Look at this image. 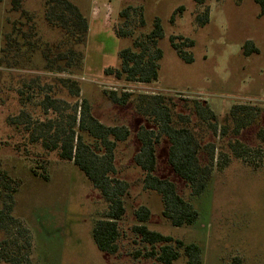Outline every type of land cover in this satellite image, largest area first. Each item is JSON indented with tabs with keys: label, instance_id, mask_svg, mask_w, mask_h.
Returning <instances> with one entry per match:
<instances>
[{
	"label": "rangeland",
	"instance_id": "rangeland-1",
	"mask_svg": "<svg viewBox=\"0 0 264 264\" xmlns=\"http://www.w3.org/2000/svg\"><path fill=\"white\" fill-rule=\"evenodd\" d=\"M23 1L33 21L14 12L11 0H0V171L20 180L14 202V217L20 224L0 235V240L18 242L9 251L16 253L20 247L21 257L29 264H153L129 257L130 242L120 256L100 252L92 232L107 208L101 194L73 163L61 161L56 153L45 154L33 147L25 152L29 134L8 123L10 118L26 120L22 110L33 122H56L86 100L103 125L126 127L131 132L118 145L115 159L118 176L130 185L127 213L121 222L126 233L137 224L135 211L145 206L152 212L148 227L199 245L201 264H264V143L258 138L264 128V16L255 0H207L210 20L204 27L196 18L205 7L194 0H69L89 22L85 43L76 47L66 42L65 32L46 22V0ZM179 7L185 10L172 24L171 16ZM156 19L164 31L157 45L163 52L159 80L140 84L107 76L106 69L120 67L122 49L144 43L149 54L155 52L148 35ZM118 32L126 36L118 38ZM25 35L39 46L26 44ZM172 37L178 44L185 39L194 41V47L185 48L194 57L192 64L172 49ZM249 42L252 52L246 55L244 47ZM72 49L71 67L60 71ZM64 55L67 59L57 61ZM73 85L79 90L76 96ZM106 91L129 93L132 100L115 105ZM47 94L60 101V114L50 110L45 115L39 103ZM140 95L165 98L175 121L181 114L193 123L200 120L192 111L198 101L208 105L219 124L227 128L225 135L214 137L205 129V142L211 137L216 146L215 162L207 189L196 198L168 166L167 144L158 147V175L172 180L192 202L199 213L193 226L175 228L163 218L161 198L144 189L143 173L134 165L138 135L152 127L147 104L138 101ZM235 106L254 109L251 124L240 127L239 133L238 123L227 120ZM236 143L248 148L247 153L237 152ZM34 161L48 168L49 181L34 176ZM177 264L187 263L182 259Z\"/></svg>",
	"mask_w": 264,
	"mask_h": 264
},
{
	"label": "trees",
	"instance_id": "trees-1",
	"mask_svg": "<svg viewBox=\"0 0 264 264\" xmlns=\"http://www.w3.org/2000/svg\"><path fill=\"white\" fill-rule=\"evenodd\" d=\"M23 0H11L12 10L20 12L29 21L33 17L24 10ZM199 6H204L205 11L196 18L200 27H204L210 20V9L206 6L207 0H194ZM260 9V15L264 16V0H255ZM184 7H179L171 16L174 24L178 16L184 12ZM125 14V13H124ZM124 16V15H123ZM45 19L51 27L59 28L66 34L73 47L85 43L89 31L87 17L79 7L69 0H46ZM34 28L31 29L33 35ZM126 34L117 33L118 38ZM26 44L32 48L39 46L37 42L31 44L28 36H24ZM164 38V31L160 19L154 22L153 31L148 35V42L155 48L153 54L144 43H135V48H125L119 52L120 67L105 70L107 76H114L117 80L126 82L152 84L159 78L160 61L163 52L157 48L160 40ZM9 40V39H8ZM16 42V41H15ZM172 49L186 64H192L194 57L185 48L194 47L192 40L185 39L182 44L176 43V38L170 39ZM252 43L244 47L246 55L252 52ZM153 48V49H154ZM138 49V50H137ZM254 50V48H253ZM70 56L60 71L71 67L74 50H69ZM67 56H61L59 62ZM67 59V58H66ZM56 62V61H55ZM69 87H72L68 85ZM76 88V95L79 90ZM24 95V92H22ZM105 96L115 105L124 106L132 100L129 93L106 91ZM31 101V99H29ZM139 102L145 103L146 111L151 115L149 122L152 127H146L139 133V151L134 156V165L143 173V186L146 191L157 194L163 204V218L173 227L193 226L199 219V213L192 204L178 191L177 185L169 178L158 175V147L164 143L168 146L167 164L173 174L185 182L191 190L193 197H199L207 189L212 177L216 146L213 139L205 142L208 132L214 136L225 135L227 128L219 124L218 117L208 107L194 102V114L200 116V120L193 123L191 117L177 115L179 121H175L174 114L161 96L148 97L140 95ZM60 101L51 94L44 95L40 105L45 115L62 112ZM65 104V103H64ZM38 105V104H37ZM175 106V105H174ZM79 110V112H78ZM254 109L250 107H233L229 121L232 119L237 124V132L240 127L251 124V116ZM22 116L26 120L10 118L8 123L20 133L29 134L27 143L23 146L25 152L28 147L39 149L45 154L56 153L63 162H71L85 176L95 190H97L107 208L96 221L92 237L98 250L110 256H120L126 250V242L131 243L132 250L127 251L133 260L151 261L153 264H177L182 259L187 264H201L202 250L197 244H187L182 240L164 235L151 230L148 222L152 212L143 206L135 211L137 224L131 227L130 232L122 228L121 222L126 216V198L130 185L118 176L115 164L116 151L120 143L126 142L131 132L126 127H107L97 120L91 112V107L86 100L76 104L72 113L56 122L32 121L30 115L22 110ZM66 118V119H64ZM23 128V129H21ZM206 129V130H205ZM23 133V134H25ZM208 133V134H209ZM258 138L264 143V128L259 132ZM239 153H247L248 148L236 143ZM39 153L35 154L37 157ZM44 162V161H43ZM32 173L35 177L49 181L48 168L38 161H34ZM20 180L12 178L7 171H0V235L9 228L20 224L14 217L15 196L19 192ZM18 242L0 240V264H29L21 257L20 247H16V253L9 251V246H17Z\"/></svg>",
	"mask_w": 264,
	"mask_h": 264
}]
</instances>
